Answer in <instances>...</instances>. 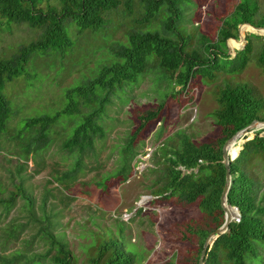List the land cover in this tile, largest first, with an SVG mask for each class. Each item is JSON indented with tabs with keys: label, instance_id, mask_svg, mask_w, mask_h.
Here are the masks:
<instances>
[{
	"label": "rangeland",
	"instance_id": "374dc122",
	"mask_svg": "<svg viewBox=\"0 0 264 264\" xmlns=\"http://www.w3.org/2000/svg\"><path fill=\"white\" fill-rule=\"evenodd\" d=\"M119 1L114 10L104 12V23L96 30L78 32L74 23L65 19L63 29L70 44L63 51L48 48L32 52L21 73L1 87L9 113L0 132V201L11 195L13 200L8 210L0 202V264H35L31 259L47 248L32 239L44 214L54 226V235L66 243L74 264H86L94 256L96 245L108 235L118 238L123 248L134 254L133 264H177L191 244L178 239L174 226L197 220L200 212L194 205L177 206L155 199L154 191L162 184L163 152L177 146L178 131L196 143L216 137L218 129L212 113L218 108L216 94L225 84L245 85L261 99L264 109V72L254 59L259 40L250 38L252 53L238 72L218 70L211 78L193 76L180 90L150 62L134 82L115 89L98 121L104 136L94 140L93 150L82 156L81 170L74 179L60 177L77 156L62 149L61 143L89 107L80 106V114L60 115L47 132L48 144L30 152L24 160L23 148L35 135L34 128L22 129L26 118L51 115L63 107L66 89L90 79L100 66L117 59L114 52L119 45L127 44V32H160L161 16L140 24L139 0H131L129 10L124 0ZM237 1L179 2V17L173 25L185 38L183 52L203 55V44L215 39L221 19ZM254 1L257 18L264 13V0ZM37 5L58 8L59 0H40ZM244 25L237 26V47H230L229 39L226 41L230 54L245 44L249 34L260 36L264 42L263 36ZM40 32L39 28L7 22L0 16V59L10 58ZM158 105L157 121L147 122L134 137V154L126 161L131 174L122 182L121 175H113L123 167L122 149L138 124L137 116ZM246 168L255 179L258 198L264 194V160L254 157ZM22 194L31 198L30 207ZM143 196L148 198L139 203ZM11 231L13 236H9ZM256 250L257 257L247 259L248 264H264V247ZM216 255L218 264H232L221 250ZM39 264L51 262L44 258Z\"/></svg>",
	"mask_w": 264,
	"mask_h": 264
},
{
	"label": "trees",
	"instance_id": "16d2710c",
	"mask_svg": "<svg viewBox=\"0 0 264 264\" xmlns=\"http://www.w3.org/2000/svg\"><path fill=\"white\" fill-rule=\"evenodd\" d=\"M130 1H123L127 10L130 9ZM182 1L187 0H139L142 7L140 24H147L161 16L160 32L148 29L127 32V44L119 45L114 52L117 59L100 66L90 79L66 89L63 107L51 115L26 118L22 129L34 128L35 135L23 148L24 160L30 152H36L48 144L47 132L60 115L80 114V106L89 107L61 143L62 149L76 152L77 156L74 164L62 172L60 177L74 179L81 170L82 156L93 150L94 140L104 136L98 121L108 102V96L123 84L134 82L147 70L150 62L163 76L167 74L172 85L179 86L182 90L193 76L211 78L214 71L235 73L242 70L252 53L250 38H253L259 40L254 59L264 72V42L260 36H245V44L231 54L226 48L228 39L230 47L239 45L240 42L234 39L237 38V26L241 24H246L244 28L264 38V13L255 18L257 6L254 0H238L233 5L231 12L221 19L215 39L203 44L204 54L200 56L183 52L185 38L174 29V21L179 17L178 4ZM39 2L40 0H0V16L7 22L25 23L41 30L35 40L20 46L10 58L0 59V132L5 127L9 113L8 102L1 93L4 81L21 73L32 52L48 48L63 51L70 44L63 29L65 19H70L78 32L85 29L96 30L104 23V12L114 10L120 3L119 0H59L58 8L46 5L42 9L37 5ZM251 26L261 29H251ZM215 100L218 108L212 116L218 129L216 137L211 141L196 143L178 131L177 146L163 152L160 174L162 184L154 191L155 199L177 206L194 205L200 212L197 220H188L174 226L178 239L191 244L190 251L177 264H196L205 236L223 221V211L219 205L224 184L222 144L251 120H264L261 99L255 97L245 85L225 84L218 90ZM160 109L161 105H158L138 114V124L122 149L123 167L113 175H121L122 182L131 174V167L126 161L134 154V137L147 122L157 121ZM263 131L264 128H260L249 133L248 137L253 133L251 139L243 143L240 139L228 150L232 155L242 143L238 154L228 163L230 185L226 193V202L237 208L239 219L231 221L224 233L217 234L209 241L202 264H218V250L232 264H248L247 259L257 257L256 248L264 247V204H261L264 194L257 198L255 179L246 168L254 157L264 160ZM22 195L30 207L31 198L26 194ZM12 200L13 195L0 202L8 210ZM48 219V215H42L32 236L33 240L36 239L35 242H42L47 248L43 253L35 254L36 259H31V262L39 264L44 258H48L51 264H74L66 243L54 235V226ZM169 231L174 233L173 226H169ZM13 234L11 231L9 236ZM255 241L259 244H254ZM122 244L118 238L108 235L96 245L94 256L86 264H133L134 254L123 248Z\"/></svg>",
	"mask_w": 264,
	"mask_h": 264
},
{
	"label": "water",
	"instance_id": "95a60500",
	"mask_svg": "<svg viewBox=\"0 0 264 264\" xmlns=\"http://www.w3.org/2000/svg\"><path fill=\"white\" fill-rule=\"evenodd\" d=\"M254 29H261V28H254ZM260 128H264V120L253 119L248 124H246L239 130L234 132L232 136H230L227 140H225L221 146V163L223 164V167H224V184H223L220 196H219V205H220L221 210L223 211V221L217 228H215L213 231L209 232L205 236L202 242V245H201L200 253H199L196 264H202V260H203V257H204L209 241L212 238H214L217 234L224 233L227 230V226L231 221L239 219V212L237 208L230 206L226 202V193L230 185V175H229V170H228V163L229 161L234 159V157L238 154V151H239L237 150L236 153H234L233 155L229 154L228 144L230 142H234L236 139H242V143H243L244 141L251 139L253 137V134H251L250 137L247 136L250 132H253ZM147 198H148L147 196L141 197V199L139 200V203ZM231 211L233 215H230L229 212Z\"/></svg>",
	"mask_w": 264,
	"mask_h": 264
},
{
	"label": "bare ground",
	"instance_id": "6f19581e",
	"mask_svg": "<svg viewBox=\"0 0 264 264\" xmlns=\"http://www.w3.org/2000/svg\"><path fill=\"white\" fill-rule=\"evenodd\" d=\"M250 28L253 29L252 27H250ZM263 31H264V29H263ZM250 133H251V132H250ZM239 140H240V139H236L234 142L239 141ZM234 142H230V143L228 144V150L231 149L232 144H233ZM229 213H230V215H233L232 211L229 212Z\"/></svg>",
	"mask_w": 264,
	"mask_h": 264
}]
</instances>
